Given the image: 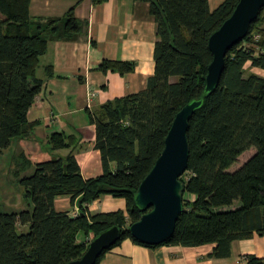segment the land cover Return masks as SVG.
<instances>
[{
  "label": "trees",
  "instance_id": "trees-1",
  "mask_svg": "<svg viewBox=\"0 0 264 264\" xmlns=\"http://www.w3.org/2000/svg\"><path fill=\"white\" fill-rule=\"evenodd\" d=\"M139 1L150 4L157 26L155 73L140 92L89 114L96 127L91 144L101 154L103 173L85 179L73 153L32 165L29 175L16 171L31 208L0 210V264H69L84 255L91 235L114 226L122 229V237L97 264L126 239L157 247L137 241L129 231L144 214L136 192L162 154L176 115L203 97L213 61L209 39L240 0H224L214 10L209 0ZM30 5L31 0H0V153L33 133L36 123L27 116L42 88L37 70L49 41L74 39L84 29L74 8L62 18L42 20L31 16ZM247 65L264 70V8L244 40L227 53L218 87L190 119L188 169L180 178L184 210L173 236L159 246L214 245L209 257L225 259L234 241L264 236V77ZM135 68L131 61L105 59L97 70L126 76ZM49 143L55 151L73 147L76 139L60 133ZM252 148L255 154L230 171ZM186 194L197 198L191 202ZM59 196H70L72 203L78 199L79 213L57 211ZM105 196L124 199L126 212L91 213L89 205ZM236 201L240 207L226 209ZM18 225H29V231L20 233ZM80 236L86 241L79 242ZM245 258L247 264H264V258Z\"/></svg>",
  "mask_w": 264,
  "mask_h": 264
},
{
  "label": "crops",
  "instance_id": "crops-1",
  "mask_svg": "<svg viewBox=\"0 0 264 264\" xmlns=\"http://www.w3.org/2000/svg\"><path fill=\"white\" fill-rule=\"evenodd\" d=\"M223 1L209 0L211 10ZM71 8L84 24L83 33L70 40L49 41L37 70L42 88L27 116L36 126L31 137L11 144L15 150L14 157L7 158L12 163L10 170L14 173L21 170V176L31 174L37 163L54 156L66 157L70 153L75 155L85 179L100 176L103 164L100 152L91 144L96 139V127L90 123L89 114L99 112L109 101L140 92L155 73L157 26L150 14L149 3L107 0L96 5L92 0H31L30 14L42 20L62 18ZM105 59L134 62L135 71L126 76L112 72L105 74L97 70ZM250 71L264 73L260 68L250 67ZM60 133L74 137L76 144L51 150L50 138ZM233 167L229 170L234 172L241 166ZM196 198L193 194L185 195L191 202ZM78 203V199L72 203L70 196H59L55 208L75 216L79 213ZM117 210L126 212L124 199L105 196L89 205L93 214ZM78 241L86 240L80 236ZM213 247L163 245L150 248L126 239L108 251L99 264H247L245 257L248 255L264 258V236L256 234L234 241L229 258H210Z\"/></svg>",
  "mask_w": 264,
  "mask_h": 264
},
{
  "label": "water",
  "instance_id": "water-1",
  "mask_svg": "<svg viewBox=\"0 0 264 264\" xmlns=\"http://www.w3.org/2000/svg\"><path fill=\"white\" fill-rule=\"evenodd\" d=\"M264 8V0H240L233 14L211 35L209 48L213 61L208 67L203 97L186 105L176 115L165 139V147L154 167L141 182L135 203L144 212L141 218L129 226L134 239L159 246L169 240L184 210L185 187L180 178L188 169L189 122L204 99L218 87L223 74L227 53L244 40L252 23ZM122 237V229L114 226L88 244L84 255L69 264H97L101 255L113 247Z\"/></svg>",
  "mask_w": 264,
  "mask_h": 264
},
{
  "label": "rangeland",
  "instance_id": "rangeland-1",
  "mask_svg": "<svg viewBox=\"0 0 264 264\" xmlns=\"http://www.w3.org/2000/svg\"><path fill=\"white\" fill-rule=\"evenodd\" d=\"M248 71H250V66H246ZM258 75L264 76L263 72H256ZM173 81H177L178 78L174 77ZM15 141V140H14ZM14 145H11L8 149L4 150L3 153H0V210L1 212H20L22 210L30 209L27 201L24 198V188L20 185L18 178L14 175V172L11 171L12 163L7 160V158L12 159L14 157ZM255 148H252L250 151H246L239 157V161L234 164L235 168H239L244 164V162L252 155ZM10 156V157H8ZM241 202L237 201L234 207L240 206ZM227 207L226 209L234 208ZM20 233H26L29 231V225H18L17 227Z\"/></svg>",
  "mask_w": 264,
  "mask_h": 264
},
{
  "label": "built area",
  "instance_id": "built-area-1",
  "mask_svg": "<svg viewBox=\"0 0 264 264\" xmlns=\"http://www.w3.org/2000/svg\"><path fill=\"white\" fill-rule=\"evenodd\" d=\"M93 239V236L89 239V242Z\"/></svg>",
  "mask_w": 264,
  "mask_h": 264
}]
</instances>
